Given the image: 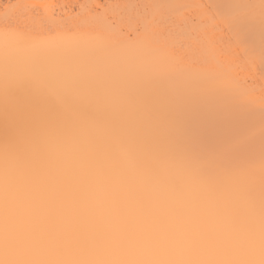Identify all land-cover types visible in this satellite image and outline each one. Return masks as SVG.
<instances>
[{"label":"bare ground","instance_id":"obj_1","mask_svg":"<svg viewBox=\"0 0 264 264\" xmlns=\"http://www.w3.org/2000/svg\"><path fill=\"white\" fill-rule=\"evenodd\" d=\"M90 1L0 24V261L260 264L262 0Z\"/></svg>","mask_w":264,"mask_h":264},{"label":"rangeland","instance_id":"obj_2","mask_svg":"<svg viewBox=\"0 0 264 264\" xmlns=\"http://www.w3.org/2000/svg\"><path fill=\"white\" fill-rule=\"evenodd\" d=\"M0 1H1L0 2V24L6 25L7 18H11V20L15 24L14 26H16L18 28H22V29L24 28V30L26 32H30V33H33V31H35L34 33L38 34L40 32V34L43 33L44 36L57 34L56 31H58V30L59 31L60 30H63V31L68 30L70 32L74 31L75 26H78V27L82 26V24L80 22H77L78 17H80L82 15L80 8L82 6H84V7L88 6V8H90L92 6V2L90 0L89 1L88 0H49V1L48 0L47 1L46 0H35V1L34 0H0ZM110 1L111 0H99V2H101V4H103V6L105 8H107L109 6H113V8L116 6L117 7L122 6L126 0H118L119 4L116 2L113 5L111 3V2H113V0L111 2ZM139 1H141V0H138V3H139ZM88 2H89V4H88ZM109 2L111 3V5L106 6ZM114 2H115V0H114ZM135 2H137V0H135ZM34 3H36V4H34ZM50 4H51V6H50ZM16 6H20V7H16ZM28 10H29L30 14L27 12ZM45 10L51 11L52 14H54V17H57L58 15L61 16V18H59L60 20L57 21V19H56V22L54 21L56 23V24L54 23L55 25L50 24L49 21H47V20H43L45 15H46ZM64 10H66V11H64ZM65 12H68V15H71V17L68 18L67 15H65ZM31 14H33V16L35 17V19L33 18L34 22H31L32 19L30 20V22L33 24H31L28 21L29 20L28 15L30 16ZM37 16L40 17L39 19H41L43 22L42 23L43 27H41L43 31L41 30V28L39 29V28H37V26H35L36 25L35 20H36V18H38ZM166 20L167 19H165V18H162L160 20L161 21L160 23L162 26L164 25L163 26L164 28H165L166 24H168V26H170L169 23H164V21H166ZM19 22H21V23L19 24ZM57 22H58V24H57ZM28 23L31 26H29ZM26 25H28V26H26ZM168 26L166 27L167 29L170 28ZM30 29L31 30L33 29V30L31 31Z\"/></svg>","mask_w":264,"mask_h":264},{"label":"snow or ice","instance_id":"obj_3","mask_svg":"<svg viewBox=\"0 0 264 264\" xmlns=\"http://www.w3.org/2000/svg\"><path fill=\"white\" fill-rule=\"evenodd\" d=\"M262 5H264V0H262ZM16 7H20V6H16ZM6 26L9 28L14 27V22L11 20V18H7ZM0 264H33V262H3V261H0ZM260 264H264V259L261 260Z\"/></svg>","mask_w":264,"mask_h":264}]
</instances>
